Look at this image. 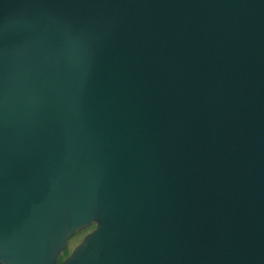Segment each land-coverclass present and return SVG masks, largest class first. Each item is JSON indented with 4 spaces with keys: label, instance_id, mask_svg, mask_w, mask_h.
Wrapping results in <instances>:
<instances>
[{
    "label": "water",
    "instance_id": "1",
    "mask_svg": "<svg viewBox=\"0 0 264 264\" xmlns=\"http://www.w3.org/2000/svg\"><path fill=\"white\" fill-rule=\"evenodd\" d=\"M0 264H264V0H0Z\"/></svg>",
    "mask_w": 264,
    "mask_h": 264
},
{
    "label": "rangeland",
    "instance_id": "2",
    "mask_svg": "<svg viewBox=\"0 0 264 264\" xmlns=\"http://www.w3.org/2000/svg\"><path fill=\"white\" fill-rule=\"evenodd\" d=\"M90 231V228L89 229H84V230H81V231H78L77 233H75L69 240H68V243H67V246L66 248L63 250V252L61 253L60 255V258L59 259H62L64 258L73 248L74 246H76L80 240L82 239V237Z\"/></svg>",
    "mask_w": 264,
    "mask_h": 264
}]
</instances>
